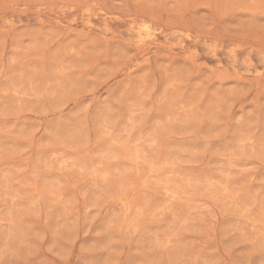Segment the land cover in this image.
I'll use <instances>...</instances> for the list:
<instances>
[{
	"label": "rangeland",
	"instance_id": "rangeland-1",
	"mask_svg": "<svg viewBox=\"0 0 264 264\" xmlns=\"http://www.w3.org/2000/svg\"><path fill=\"white\" fill-rule=\"evenodd\" d=\"M0 264H264V0H0Z\"/></svg>",
	"mask_w": 264,
	"mask_h": 264
}]
</instances>
